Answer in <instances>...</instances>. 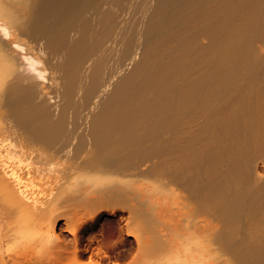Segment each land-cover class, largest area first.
I'll list each match as a JSON object with an SVG mask.
<instances>
[{
	"label": "bare ground",
	"instance_id": "bare-ground-1",
	"mask_svg": "<svg viewBox=\"0 0 264 264\" xmlns=\"http://www.w3.org/2000/svg\"><path fill=\"white\" fill-rule=\"evenodd\" d=\"M0 264H264V0H0Z\"/></svg>",
	"mask_w": 264,
	"mask_h": 264
}]
</instances>
